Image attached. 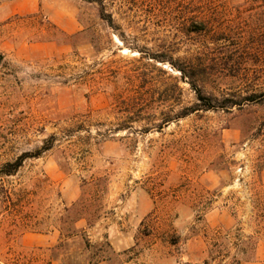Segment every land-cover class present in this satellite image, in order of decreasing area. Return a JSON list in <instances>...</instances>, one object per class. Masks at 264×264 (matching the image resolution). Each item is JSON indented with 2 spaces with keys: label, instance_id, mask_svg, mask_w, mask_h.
Returning a JSON list of instances; mask_svg holds the SVG:
<instances>
[{
  "label": "rangeland",
  "instance_id": "374dc122",
  "mask_svg": "<svg viewBox=\"0 0 264 264\" xmlns=\"http://www.w3.org/2000/svg\"><path fill=\"white\" fill-rule=\"evenodd\" d=\"M197 56L240 105L179 117ZM49 143L0 175V264L264 260V0H0V166Z\"/></svg>",
  "mask_w": 264,
  "mask_h": 264
},
{
  "label": "trees",
  "instance_id": "16d2710c",
  "mask_svg": "<svg viewBox=\"0 0 264 264\" xmlns=\"http://www.w3.org/2000/svg\"><path fill=\"white\" fill-rule=\"evenodd\" d=\"M86 1L90 3L96 2L101 4L103 2V0H86ZM101 16L109 23L110 26L112 27L115 26L114 19L111 13H107L104 9H101ZM190 18H191V26L189 27V31L195 33H202L205 31L204 23H202L201 21H194L195 19L193 17ZM212 60L213 59H210L209 61L212 62ZM209 61L203 58V56H197L193 59H190L187 63L180 65L178 67L183 77L187 80L191 89L196 94V103L190 107L184 108V110L182 111L181 115H179V117L187 116L195 112L196 110H200V109L203 110H212L217 108L224 109L241 104V102L238 101V99L231 97H219L214 93L206 91L205 83L207 80V76L210 74L209 69L211 68ZM260 95L256 93H251L249 95H246L244 97V100L253 102L256 101V99ZM51 147L52 145L51 143H49L34 153L25 152L20 156H18L14 161H8L3 163L0 166V175H13L19 170V168L23 165L26 159L32 157H39L43 151L49 150Z\"/></svg>",
  "mask_w": 264,
  "mask_h": 264
},
{
  "label": "crops",
  "instance_id": "0c3cea01",
  "mask_svg": "<svg viewBox=\"0 0 264 264\" xmlns=\"http://www.w3.org/2000/svg\"><path fill=\"white\" fill-rule=\"evenodd\" d=\"M261 248L263 249V245L261 246ZM240 264H264V260H256L255 262L245 261V262H240Z\"/></svg>",
  "mask_w": 264,
  "mask_h": 264
}]
</instances>
